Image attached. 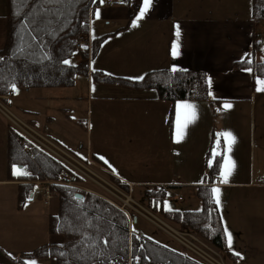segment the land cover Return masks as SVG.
I'll use <instances>...</instances> for the list:
<instances>
[{
    "label": "crops",
    "instance_id": "crops-1",
    "mask_svg": "<svg viewBox=\"0 0 264 264\" xmlns=\"http://www.w3.org/2000/svg\"><path fill=\"white\" fill-rule=\"evenodd\" d=\"M113 2L112 5L102 2L91 13L86 36L89 47L95 38L126 27L103 42L98 54L89 62L91 72L101 71L114 77L139 80L153 70L205 71L209 77L210 96L221 101V106L215 115V109L208 102L178 103L171 137L167 124L170 104L159 101L155 91L93 84L86 76L91 91H96V96L104 101L114 99L112 94H118L124 95L118 96L121 102L141 104L143 126L153 115V121L157 123L152 127L156 128L154 159L158 161L164 150L171 155V161L175 159L184 166L195 165L196 178L148 184L168 185L176 194L180 189L189 188L197 198L196 188L204 183L211 137L216 131L219 149L215 148V152L219 154L223 149L224 162L221 177L213 188L227 250L238 255V260L230 257L235 264L259 259L264 263V186L259 183V179L264 177V79L255 78L252 71L234 69V64L251 51L254 34L260 37L264 34V22L260 29L253 24L252 0H143L137 13H134L132 0ZM6 15L7 0H0V50L7 40ZM74 59L79 61L78 53ZM17 96L18 93L0 98V264L33 251L49 232L44 227L50 216L37 205L39 198L43 201V193L38 197L34 192L32 200L23 209L17 208V185L20 182L8 179L9 119L4 110L10 111L9 106L21 115L24 113L26 118L22 117V121L33 133H37L35 128L45 129L44 125L52 122L53 118L46 110V114L41 116L36 110L23 108L16 101ZM62 97L69 99L67 94L51 99L57 101L64 99ZM16 169H21L13 168V174L18 175ZM107 169V173L111 171L110 175L119 177L111 168ZM178 202H185V198ZM201 208L202 203L198 208L186 210ZM257 210L263 211L258 222L254 221ZM138 214L145 224L184 247L153 219L157 214L148 208H143V212ZM132 223H138V219L135 217Z\"/></svg>",
    "mask_w": 264,
    "mask_h": 264
},
{
    "label": "trees",
    "instance_id": "trees-1",
    "mask_svg": "<svg viewBox=\"0 0 264 264\" xmlns=\"http://www.w3.org/2000/svg\"><path fill=\"white\" fill-rule=\"evenodd\" d=\"M142 2L132 0L134 13ZM101 4V0H7V40L0 50V98L9 97L11 90L17 94V89L71 88L78 76H89L93 84L155 91L159 101L170 104L167 124L171 137L178 103L208 102L217 114L221 101L211 98L205 71L153 70L139 80L91 72L89 62L98 54L103 42L126 27L95 38L91 47L86 44L78 50V40L89 33L91 13ZM252 21L255 26L264 22V0H252ZM260 50V35L255 33L251 51L234 64V69L249 70L255 78L264 79ZM77 53L79 61L70 63ZM217 140V132L213 131L204 183L196 188V196L202 203L200 210L183 211L169 206L163 185H148L142 196L146 208L154 214L238 260V255L227 250L226 235L215 204L213 187L221 177L224 162L223 149L219 154L215 152V148L219 149ZM7 159L8 179L20 182L18 209L32 200L38 182L51 183L59 210L49 217L48 231L52 235H63L64 242L43 245L11 258L6 264H208L149 236L132 233L135 213L129 215L100 193L80 188L84 179L79 172L12 124L7 126ZM81 162L108 168L95 154ZM21 166L28 174H13V168ZM64 173L70 175L71 186L60 184ZM110 179L123 192L130 193L129 184L112 175Z\"/></svg>",
    "mask_w": 264,
    "mask_h": 264
},
{
    "label": "rangeland",
    "instance_id": "rangeland-1",
    "mask_svg": "<svg viewBox=\"0 0 264 264\" xmlns=\"http://www.w3.org/2000/svg\"><path fill=\"white\" fill-rule=\"evenodd\" d=\"M258 28H261V24ZM260 42L263 45V49L259 52V57L263 58L264 34L260 37ZM69 62L76 63L74 58ZM16 91L18 96L15 99L23 108L25 106L26 108L36 110L40 115L42 114L41 116L46 114V110L53 120L44 125L45 129L35 128L37 133H33L30 127L22 121L24 117L26 118V115L24 113L21 115L16 109L8 106L10 111L4 110L8 115V124L17 126V128L21 127L33 137H37L36 134L39 135L40 138L39 136L37 137L39 140H42L41 137H46L69 153L72 156L66 154L70 158L69 162L76 167L75 170L84 179L79 185L80 188L88 191L94 190L107 199L125 206L130 215L132 213L136 214L138 223L131 224L132 233H143L174 250L200 258L187 248L176 243L175 240L163 236L154 227L149 226L147 223L145 224L141 219V215L138 214L143 212V208L146 209L142 195L144 188L148 187V184H168L177 178L182 180L196 178L195 165L194 167L184 166L179 164L175 159L171 161V155L164 150L163 156L158 157V161L152 157L154 151V132L156 131V128L153 129L152 127L157 123H154L153 115L151 114L150 119L144 123L145 126H149L151 129L143 126V121H141V104L136 102H121L118 96L124 95L118 94H112L114 99L104 101L96 96V91H91L86 76H78L75 86L69 89H41L29 92L17 89ZM61 94H67L69 99L67 97H62L64 99L57 101L51 99ZM112 96L108 97L111 98ZM84 122H86V125H82ZM91 154L100 157L107 167L113 170L114 175H118V178L130 185L129 194L123 192L112 182L107 169H103L99 164L91 162L85 164L81 162L85 161ZM193 162L191 160L192 164ZM15 171L18 174H28L26 168L21 170L16 169ZM189 190V188L180 189L176 194V196L180 195L185 198V202L183 203H179L177 199L168 200L171 207L186 210L201 206L200 200L193 196ZM35 192L38 197H40L39 194L42 196V187L37 186ZM128 197L134 202L127 200ZM39 200L40 202H37V205L42 212H45L49 216L58 213L59 202L54 194L49 204H46L40 198ZM147 213H149L148 210ZM262 216L263 211L257 210L254 221L258 222V218ZM153 219L159 224L161 223L162 227H165L164 229L169 233L171 232L167 227L176 231L182 230L166 223L158 215H155ZM46 224L44 228L48 231V222ZM182 231L191 234L188 231ZM171 235L178 241H182L179 236L172 233ZM41 240V245L38 247L51 243H63L64 236L61 234L52 235L47 232L46 236ZM219 253L225 264H235L226 253ZM49 262H53V260ZM240 264L264 263H261V259H259L258 261L247 260Z\"/></svg>",
    "mask_w": 264,
    "mask_h": 264
},
{
    "label": "built area",
    "instance_id": "built-area-1",
    "mask_svg": "<svg viewBox=\"0 0 264 264\" xmlns=\"http://www.w3.org/2000/svg\"><path fill=\"white\" fill-rule=\"evenodd\" d=\"M102 2H104L107 5H112L114 4L113 0H101ZM87 43L86 38L83 36L78 40V45L77 48L78 50L82 49ZM11 94L12 95H16V93L11 90ZM22 133H24L25 135L31 137L36 143H38L42 148L46 149L47 151H49L50 153L54 154L56 157H58L60 160H62L64 163L68 164L69 166H71L72 168L76 169V167H74L70 162H69V157L66 155V153H64L63 151H61L56 145H54L53 143H51L48 140H45L43 137H41L42 140H39L37 137L39 135L36 134L37 137H33L31 136L27 131L23 130L21 127L19 128ZM40 138V136H39ZM49 145V146H48ZM209 159H213L212 156H209ZM62 179L60 181V184L63 185H72L71 182V177L68 173H64L62 176ZM259 183L261 185L264 186V177L259 179ZM42 189H43V201L46 204H49V202L53 199V192L50 189V185L51 183L49 182H39L38 183ZM163 188L167 191V197L170 199H176V192L174 189H172L171 187H169L168 185H163ZM129 200L131 202H134L130 197H128ZM178 201H183V197H178L177 198ZM112 201V200H110ZM114 204H116L117 206H119L122 210H124L125 212L128 213V211L126 210L125 206L119 205L116 202L112 201ZM129 214V213H128ZM167 227V226H166ZM170 232L172 234H175L176 236H179L181 238L180 243L187 248L189 251L193 252L194 254H196L197 256H199L202 260H204L205 262H207L208 264H225V262L221 259V254L219 253V251H217L215 248H212L213 246H211L210 244H208L207 242L201 240L198 236L194 235V234H187L185 232H183L182 230H178L176 231L175 229L169 228L167 227ZM221 259V260H220Z\"/></svg>",
    "mask_w": 264,
    "mask_h": 264
},
{
    "label": "water",
    "instance_id": "water-1",
    "mask_svg": "<svg viewBox=\"0 0 264 264\" xmlns=\"http://www.w3.org/2000/svg\"><path fill=\"white\" fill-rule=\"evenodd\" d=\"M20 169H23V167L21 166V167H19Z\"/></svg>",
    "mask_w": 264,
    "mask_h": 264
},
{
    "label": "bare ground",
    "instance_id": "bare-ground-1",
    "mask_svg": "<svg viewBox=\"0 0 264 264\" xmlns=\"http://www.w3.org/2000/svg\"><path fill=\"white\" fill-rule=\"evenodd\" d=\"M127 200H129V198H128ZM129 201H130V200H129Z\"/></svg>",
    "mask_w": 264,
    "mask_h": 264
}]
</instances>
